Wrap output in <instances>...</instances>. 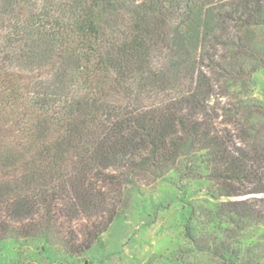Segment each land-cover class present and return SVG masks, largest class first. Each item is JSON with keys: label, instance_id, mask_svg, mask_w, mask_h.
<instances>
[{"label": "trees", "instance_id": "obj_1", "mask_svg": "<svg viewBox=\"0 0 264 264\" xmlns=\"http://www.w3.org/2000/svg\"><path fill=\"white\" fill-rule=\"evenodd\" d=\"M263 67L264 0H0V242L81 255L132 189L200 165L233 198L210 223H264Z\"/></svg>", "mask_w": 264, "mask_h": 264}, {"label": "rangeland", "instance_id": "obj_2", "mask_svg": "<svg viewBox=\"0 0 264 264\" xmlns=\"http://www.w3.org/2000/svg\"><path fill=\"white\" fill-rule=\"evenodd\" d=\"M251 87L264 106V67L254 73ZM252 141L264 144V135L255 132ZM199 167L194 178L184 180L172 172L132 189L126 211L81 255L70 256L40 240L9 239L0 242V264H264V223H251L235 237L226 223H210L208 215L233 198L214 191L207 169ZM190 224L191 233L210 240L206 246L194 244L187 231ZM219 242L228 250H217Z\"/></svg>", "mask_w": 264, "mask_h": 264}]
</instances>
